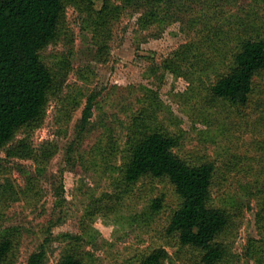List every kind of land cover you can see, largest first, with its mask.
<instances>
[{"label": "rangeland", "instance_id": "1", "mask_svg": "<svg viewBox=\"0 0 264 264\" xmlns=\"http://www.w3.org/2000/svg\"><path fill=\"white\" fill-rule=\"evenodd\" d=\"M104 1L111 11L100 30L91 19L103 0H94L91 17L66 6L63 30L41 52L57 82L43 120L0 150V230L17 237L9 264H27L41 247L43 264L65 254L84 264H137L157 248L166 264H202L201 250L167 231L180 203L173 186L123 180L137 119L173 136L174 152L190 163H214L210 203L229 215L218 264H264V70L243 106L210 93L238 41L264 36V0H175L147 26L146 6ZM20 140L30 157L7 154ZM45 151L52 154L44 160Z\"/></svg>", "mask_w": 264, "mask_h": 264}, {"label": "trees", "instance_id": "2", "mask_svg": "<svg viewBox=\"0 0 264 264\" xmlns=\"http://www.w3.org/2000/svg\"><path fill=\"white\" fill-rule=\"evenodd\" d=\"M147 7L141 18L144 26L159 21L162 6L175 0H127ZM94 0H0V150L7 146L20 129L37 127L43 120L49 94L56 89V75L42 60L41 52L57 40L64 25L68 4L83 7L91 17ZM110 6L103 7L91 19L97 30L107 25ZM103 33V32H102ZM99 32V36L102 35ZM264 70V36L242 38L232 62L210 87L212 96L243 106L249 100L253 79ZM92 97L88 99L79 122L84 129L92 114ZM139 126L137 127L136 125ZM136 126V127H135ZM128 139L126 160L122 169L126 184L144 177L166 179L174 188L180 203L167 231L177 234L182 245L202 251V264H218L224 257V246L217 241L229 224V215L211 205V187L215 165L211 161L192 164L174 152L176 139L168 133L148 128L139 119ZM18 157L31 155L24 140L7 149ZM52 153L45 151V160ZM153 207H160L154 200ZM16 229L0 230V264H9L16 246ZM168 254L157 248L142 256L137 264H166ZM44 248L30 254L27 264H43ZM59 264H84L72 254H65Z\"/></svg>", "mask_w": 264, "mask_h": 264}]
</instances>
